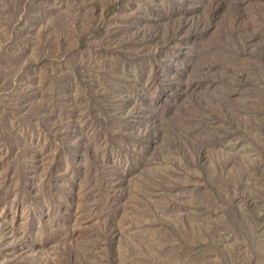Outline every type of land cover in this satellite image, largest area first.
<instances>
[{"label": "rangeland", "instance_id": "obj_1", "mask_svg": "<svg viewBox=\"0 0 264 264\" xmlns=\"http://www.w3.org/2000/svg\"><path fill=\"white\" fill-rule=\"evenodd\" d=\"M0 264H264V0H0Z\"/></svg>", "mask_w": 264, "mask_h": 264}]
</instances>
